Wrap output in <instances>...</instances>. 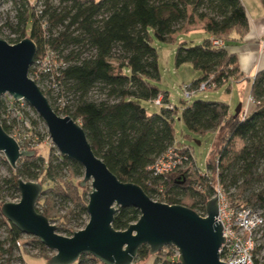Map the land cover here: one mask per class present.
<instances>
[{
	"label": "trees",
	"instance_id": "trees-1",
	"mask_svg": "<svg viewBox=\"0 0 264 264\" xmlns=\"http://www.w3.org/2000/svg\"><path fill=\"white\" fill-rule=\"evenodd\" d=\"M3 1L11 5L14 17L0 26V35L8 30L15 36L7 41L9 45L28 37L36 46L35 59L47 50L57 55L64 67L51 76L64 106L47 101L57 115L70 117L83 128L95 156L119 181L139 186L152 201L157 196L158 203L184 206L198 214L211 199L210 183L217 179L232 205L260 210L264 217V70L252 82L250 109L243 114L241 107L236 117L229 105L220 101L197 100L188 105L184 100L181 109L171 105V110L167 108L168 94L155 85L160 73L154 40L170 43L185 25L199 22L208 39L191 46L181 42L175 51V66L191 65L201 74L191 88L212 78L216 89L228 85L229 90L230 84L241 78L236 55L230 49L249 27L240 0H0V6ZM214 38L223 40L225 48H214ZM95 90L98 97L92 98ZM159 96L162 106L158 113H148L140 104H153ZM3 109L0 100V122L8 135ZM176 118L189 133L221 135L217 150L211 152L215 158L206 166L213 173L208 182L201 177L195 182L181 171L165 177L154 175L151 168L155 162L176 148ZM8 171L3 185L16 194L19 181L42 185L36 211L51 224L60 222L58 234L71 237L75 232L65 228L69 219L88 215L90 191L80 185L84 173L76 162L50 152L46 160L41 156L22 158L15 170L8 166ZM64 172L70 176L68 181ZM57 200L71 204L65 216L59 217ZM184 200L193 203L188 206ZM3 204L0 202V208ZM0 217L7 229L5 240L0 241V257L11 258L15 250L21 252L16 244L23 234L2 217L1 211ZM139 218L138 210L119 208L112 227L125 231ZM33 241L40 258L49 261L53 252L37 239ZM262 248L259 246L256 254ZM149 256V248L144 246L135 263H143ZM171 256L167 253L162 260L170 262ZM85 258L93 260L90 256L81 259ZM158 262L156 259L155 264ZM254 263L264 264L257 255ZM174 264H179L178 257Z\"/></svg>",
	"mask_w": 264,
	"mask_h": 264
},
{
	"label": "water",
	"instance_id": "water-1",
	"mask_svg": "<svg viewBox=\"0 0 264 264\" xmlns=\"http://www.w3.org/2000/svg\"><path fill=\"white\" fill-rule=\"evenodd\" d=\"M35 56L36 46L29 38L15 45L0 40V98L8 95L24 100L44 123L59 154L82 167L80 185L91 186L86 206L89 221L71 237L59 235L56 227L36 211L42 185L23 181L18 182L19 202L4 203L0 208L2 217L54 253L48 264H74L84 256L101 264H133L144 246L150 255L166 247L175 248L179 264H223L218 253L224 238L216 219L217 197L207 202V217L201 218L184 206L154 202L139 186L119 181L95 156L83 128L70 117L57 115L29 79ZM241 107L239 104L236 108L235 117ZM0 154L15 170L19 160L34 156V151L20 150L0 122ZM119 208H134L140 213L138 221L125 231L112 227Z\"/></svg>",
	"mask_w": 264,
	"mask_h": 264
},
{
	"label": "rangeland",
	"instance_id": "rangeland-1",
	"mask_svg": "<svg viewBox=\"0 0 264 264\" xmlns=\"http://www.w3.org/2000/svg\"><path fill=\"white\" fill-rule=\"evenodd\" d=\"M32 3H34V0H30ZM14 17V11L13 8L7 1H3L0 6V26H2L6 21H11ZM202 23L195 22L191 26H184V30L182 31V34H179L175 37V39L170 43H159L154 40L153 46L155 47L157 51V61H158V68L160 73V80L155 83L157 88L163 92L168 94V99L170 101V105L173 107H176L177 109H181L182 105L184 104L186 100L182 97V87L191 85L194 81H197L201 78V74L197 71H195L191 65H183L180 67L175 66V51L178 48L179 44L181 42H186L187 45H196L199 43H202L204 40L208 39V35L201 30ZM186 30H191L189 33H183ZM4 32V33H3ZM2 34L0 35V40H3L7 42L11 38H15V36H11L8 30H3ZM26 37L25 39H27ZM242 92L241 87H239L236 84L231 85V87L228 88V85H224L221 88H218L213 91H207L202 94H198L193 96L190 100L187 101V104L190 105L194 101L197 100H209V101H220L225 102L229 105V111L234 113L236 108L239 104H242L243 106L246 105L247 99L249 96V89H247V84L244 86ZM98 92L95 90L92 93V98L98 97ZM0 100L3 102V112H2V120H5L9 124H15L17 125L19 123V119L22 117L23 119L25 116H29L26 111L22 109H17L13 107L12 104L9 103L8 97H1ZM7 100V101H6ZM185 100V101H184ZM140 104L145 108V110L148 113H158L159 107L154 106L152 103L149 102H140ZM251 107V106H250ZM249 107V109H250ZM33 120V121H32ZM30 122L33 123L32 126H34V136L37 138V145L33 147L30 150H24V151H34V156H41L45 160L48 158V155L50 152L52 154L54 153L55 156H57L56 149L54 148L46 127L42 120L38 121L35 119H30ZM174 129H175V144L174 146L177 149H186L188 148L191 150L192 157L194 160V164L196 166V170L192 168L190 172H188L187 176L192 179L195 182L200 181V174H204L207 171V163L209 160H214V155H211L212 151H216L219 144H220V134H213L208 133L204 135H196L192 134L186 131L184 126L181 122L175 119L174 123ZM18 132L21 135H24V132L22 131V128L18 127ZM240 142H237V147H240ZM5 157L3 154H0V202L4 201V203H17L19 202L20 195L19 193L16 194L13 191H9L4 185L3 181L4 179H7L9 177V171H8V164L6 165L4 163ZM199 172V173H198ZM209 172V171H208ZM210 174H213L212 172H209ZM64 180L68 181L70 179L69 174H66L64 172ZM82 182V179L79 180ZM76 183L78 181H75ZM39 183V182H37ZM88 191L91 192V186L90 183H87L85 186ZM196 188L199 190L200 187L196 186ZM40 199V198H39ZM156 201V198H154ZM39 201V200H38ZM184 204L191 206L192 201L184 200ZM56 210L59 212V217L65 216L67 214V210L72 208L71 204L69 203H63L59 200L55 201ZM263 214V213H262ZM89 221L88 215H82L81 217L72 218L69 219V222L67 223V226L65 227L68 230L78 232L79 230H82L85 228ZM1 222V217H0ZM52 225H54L56 228L61 226L60 222H55ZM7 229L5 226H2L0 223V241H4L6 238ZM59 235L63 237H69L65 233H59ZM22 244L24 247H22L21 252L14 251L11 258H8L7 255H4L0 257V264H48V261H46L44 258H40V252L39 250L33 248L32 242H34V238L23 236L22 237ZM32 245V246H31ZM257 246H263L262 250L257 253V259L260 262H264V230L259 238V241L257 242ZM7 246L5 245L4 248ZM170 247H166L164 252H159V254L156 255H150L149 258L140 264H155L156 259L162 261V258L165 254L171 253L174 255V250L169 249ZM173 248V247H172ZM174 249V248H173ZM54 255V253H50L49 259ZM21 256L24 260V262L21 261ZM159 258V259H158ZM97 260H92L91 258L84 259L85 264H98L96 262ZM79 261L75 262L74 264H78Z\"/></svg>",
	"mask_w": 264,
	"mask_h": 264
},
{
	"label": "built area",
	"instance_id": "built-area-1",
	"mask_svg": "<svg viewBox=\"0 0 264 264\" xmlns=\"http://www.w3.org/2000/svg\"><path fill=\"white\" fill-rule=\"evenodd\" d=\"M211 45L217 49L225 48V42L220 39H212ZM262 46L264 47V41L262 42ZM62 67H64V64L58 60L57 55L54 52L47 50L43 56L38 59H34L28 74L29 79L36 84L43 95L45 94V98L51 103L54 101L60 107L64 106V98L58 97L57 93L59 92V88L52 80L51 75L58 72V69ZM216 88V83L212 80V78H208L207 80L199 83L195 88H191L190 85L183 86L181 95L186 101H188L195 95L202 94L207 91H213L216 90ZM3 97H8L9 103L12 104L14 108L17 107L19 110L22 109L29 115L25 116L24 119L21 117L18 120L19 123L17 125L14 123L9 124L7 122L6 124L9 127L8 135L15 140L20 150L32 149L37 145V138L33 135L34 126H32L33 123L30 122V119L38 121L41 119L24 100H14L8 95ZM247 103L248 106L253 103L251 97L248 99ZM153 104L154 106L161 107L162 97L159 96L155 99ZM167 108L171 110L173 109L171 105ZM246 112L247 111H243V114H246ZM18 127L22 128L24 135H21L18 132ZM56 153L57 156H61L58 151H56ZM192 168L197 171L195 165L193 164V157L190 150L171 148L164 156L160 157L155 162L151 169L153 170L155 176L165 177L168 174L180 171L188 174ZM199 175L206 182L213 177V175L208 171L204 174L199 173ZM210 187L212 188L211 199L217 197L218 215L216 219L222 227V237L224 238V243L221 245L218 252L220 262L223 264H255V252L259 247L257 246V242L264 230V217L262 212L250 207L232 205L228 194L225 192L217 179L210 183ZM155 198L156 201L154 200V202H157L160 199L157 196ZM198 216L201 218L207 217L206 206L204 211L200 210L198 212ZM16 245L20 250L24 247L22 240H19ZM164 250L165 248L160 252H164ZM174 253L175 254L169 259L170 262L162 260L158 262V264H174V260L178 257V252L175 248ZM78 264H85L84 259H80ZM133 264H136L135 261Z\"/></svg>",
	"mask_w": 264,
	"mask_h": 264
},
{
	"label": "crops",
	"instance_id": "crops-1",
	"mask_svg": "<svg viewBox=\"0 0 264 264\" xmlns=\"http://www.w3.org/2000/svg\"><path fill=\"white\" fill-rule=\"evenodd\" d=\"M240 1L245 8L249 27L240 41L237 42V45L230 49V51L236 55L237 65L241 76L239 80L232 82L230 87L231 85L236 84L241 87L242 92V89L245 88L244 86L247 84V89H249V99L251 85L256 74L259 71L264 70V47L262 46V42L264 41V4L262 0ZM190 31L191 30H188L187 33ZM233 37L235 39L238 38L237 35H234ZM247 104L248 103H246V105ZM246 105H242L243 111H248L249 106L247 105V107Z\"/></svg>",
	"mask_w": 264,
	"mask_h": 264
},
{
	"label": "bare ground",
	"instance_id": "bare-ground-1",
	"mask_svg": "<svg viewBox=\"0 0 264 264\" xmlns=\"http://www.w3.org/2000/svg\"><path fill=\"white\" fill-rule=\"evenodd\" d=\"M257 250V249H256ZM255 255H256V252H255Z\"/></svg>",
	"mask_w": 264,
	"mask_h": 264
}]
</instances>
